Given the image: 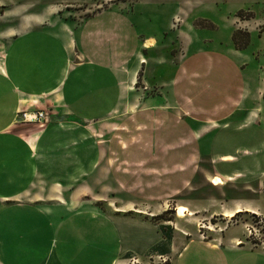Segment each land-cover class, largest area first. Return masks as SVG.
Instances as JSON below:
<instances>
[{
	"label": "crops",
	"instance_id": "crops-1",
	"mask_svg": "<svg viewBox=\"0 0 264 264\" xmlns=\"http://www.w3.org/2000/svg\"><path fill=\"white\" fill-rule=\"evenodd\" d=\"M141 2L109 1L70 37L37 26L6 44L0 58V264H129L164 244L150 218L169 200L193 209L191 216L199 219L204 207L197 200L185 203L183 195L225 183L251 196L262 186L264 156L257 146L210 153L218 143L264 135V80L255 86L243 70L252 60L231 43L207 46L210 40L193 35L177 17L180 9L162 24L161 15L156 21L155 15L124 8ZM40 18L32 15L34 23ZM247 25L234 23L249 31ZM172 48L175 56H168ZM144 51L150 56L144 58ZM159 60L172 64L163 66L168 76L160 92L136 93L132 111L122 114L131 120V137L106 139L97 147L92 126L124 107L121 74L129 72L134 84L139 74L159 69ZM237 68L242 76L232 74ZM208 82L216 91H206ZM23 109L42 110L47 120L19 124L15 114ZM258 145L263 150L264 140ZM210 177L222 185L210 184ZM97 178L101 190H116L132 207L116 211L122 213L117 217L82 205L81 199L94 194ZM59 195L75 207L68 211ZM213 202L222 217L259 211L249 200ZM137 204L142 213L134 212ZM176 245L167 243L158 255L169 264H264V253L232 235L219 245L199 238Z\"/></svg>",
	"mask_w": 264,
	"mask_h": 264
},
{
	"label": "rangeland",
	"instance_id": "rangeland-1",
	"mask_svg": "<svg viewBox=\"0 0 264 264\" xmlns=\"http://www.w3.org/2000/svg\"><path fill=\"white\" fill-rule=\"evenodd\" d=\"M109 1L113 0H0V58L4 53L6 44L13 35L38 26L47 28L56 34L70 37L87 16L104 8ZM115 1L126 2L127 0ZM150 2H152V6L148 7ZM124 8L129 11L141 12L146 17L151 14L155 15L156 21L161 15L162 24L170 21V15L180 9L177 17L186 20V23L193 29V35L201 40H210L211 42H208L207 46L222 44L221 47L225 48V44L231 43L235 49L242 51L244 58L252 60V64H249L243 70H246L245 75L252 79L253 85H257V80H264V0H143L141 3H133L130 6L126 4ZM160 9H162V12L159 13ZM164 11L165 13H163ZM34 14L41 15L40 23H34L32 20V15ZM156 21L153 19L152 22ZM235 22H247L249 31L244 26L237 28L234 26ZM145 23L146 26H155L154 24H149L148 20H145ZM234 27H236L235 30ZM237 31L240 32L237 35L239 45L243 44V33L246 32L248 34L246 45L242 48H237L232 39L233 34ZM171 37L174 38L173 32ZM174 51L175 49L172 48L167 50L166 53L168 56H175ZM142 55L144 58L150 56L147 51H144ZM151 56L153 58L155 55L152 54ZM159 61V69H155L153 74H147L148 76L146 75L143 78L139 74V78L134 84H131L129 80V72L128 74L124 71L121 74L124 107L121 111L111 114L104 123L92 126V138L97 140V147L103 145L106 139L115 141L117 139L122 140L124 135L131 137V127L128 125L131 120L122 114L132 111L133 107L128 106L135 102L136 93L141 92L143 97L156 95L160 92L158 85L166 80L168 76L163 66L169 63L162 60ZM206 70L207 68L205 67L204 71ZM233 73L238 77L242 76L240 68H237V71L234 70ZM198 86L200 87L199 84ZM214 90L216 91L212 82H208L206 91L212 93ZM191 94H189V98L195 104L198 103L199 101L196 97ZM211 107V104H208L207 108L211 109ZM261 140H264V135L257 132L252 137L231 139L225 143H218L215 147L213 145L210 148V153L231 151L235 147L248 146L249 148H254L257 146L256 148L261 153L258 156L263 157L264 148L261 150L260 145H258ZM212 168L218 170L220 167L213 166ZM206 185L196 193L192 192L182 196L185 203L188 204L197 200L196 203L204 207L203 210L199 211L201 215L199 219L191 216L192 213L190 211L193 209H190V211L186 209V216L178 218L175 211L176 206H178L176 205L178 202L176 200H169L164 211L151 216L150 220L162 227L161 233H163L162 236L164 235V242H161V244H164L161 247H166L167 243L175 241L177 248H180L192 238H199L210 244L219 245L223 243L226 235H232L240 238L248 249L264 253V182L258 191L253 192L254 194H251V196L243 194V192L235 193V190L230 191L225 183L224 186L221 184V187L216 186L218 188L215 189H211L208 184ZM43 190L44 187L37 188V191ZM92 190L94 192L92 196H87L79 201L82 205L93 206L103 214L117 217L121 216L122 213L116 211H125L132 207L131 203L120 196L116 190L110 187L101 190L100 179L98 178L93 181ZM101 191L103 193L99 195ZM100 197L102 200H99ZM58 198L65 204L67 203L65 197L62 199L61 195H59ZM227 198L252 201L258 206L259 211L250 213L248 210H240L241 213H235L231 218L225 217L224 214L227 213L225 212L223 213L225 218H223L219 215L221 213L220 206L216 205L213 200L223 201ZM65 207L69 211L75 206L66 204ZM138 208L142 209V205H135L134 209L136 210L134 212L142 213L140 211L143 210L138 211ZM150 213L154 214L155 211L152 210ZM248 231H250V234H248ZM175 233L180 235L181 233H186L187 236L180 238ZM161 247L159 243L154 248L156 253H151L152 255H145L140 259L131 257L129 264H131L132 258L138 259L140 264H154L161 261V259H165V264H169V259L166 256L158 255V251H162L164 248ZM164 249L166 250V248Z\"/></svg>",
	"mask_w": 264,
	"mask_h": 264
},
{
	"label": "built area",
	"instance_id": "built-area-1",
	"mask_svg": "<svg viewBox=\"0 0 264 264\" xmlns=\"http://www.w3.org/2000/svg\"><path fill=\"white\" fill-rule=\"evenodd\" d=\"M46 120L47 117L45 116L43 111L39 109L17 110L15 114V121L19 124H41L44 123ZM248 234H250V231H248ZM165 263L166 260L161 259V261H158V263H154V264H165ZM131 264H140V262L138 261V259L132 258Z\"/></svg>",
	"mask_w": 264,
	"mask_h": 264
},
{
	"label": "bare ground",
	"instance_id": "bare-ground-1",
	"mask_svg": "<svg viewBox=\"0 0 264 264\" xmlns=\"http://www.w3.org/2000/svg\"><path fill=\"white\" fill-rule=\"evenodd\" d=\"M209 183L210 184H212V185H221L223 182L219 179V178H217V177H210L209 178ZM238 210V209H237ZM236 210V211H237ZM175 211H176V216L178 217V218H183V217H185L186 216V209L184 208V207H181V206H177L176 208H175ZM235 211V212H236ZM238 212H240V210H238ZM188 215H189V213H188ZM225 217H227V218H231L233 215L232 214H229V213H227V214H225L224 215ZM210 229V228H209Z\"/></svg>",
	"mask_w": 264,
	"mask_h": 264
},
{
	"label": "trees",
	"instance_id": "trees-1",
	"mask_svg": "<svg viewBox=\"0 0 264 264\" xmlns=\"http://www.w3.org/2000/svg\"><path fill=\"white\" fill-rule=\"evenodd\" d=\"M240 32H235L232 36V39L234 41V44L237 48H242L246 45V42H247V39H248V34L246 32L243 33V36H244V41H243V44L242 45H239L238 42H237V35L239 34ZM263 102H264V94H263ZM162 216V215H161ZM159 230L162 232V227H159ZM163 234V233H162ZM164 237V235H163Z\"/></svg>",
	"mask_w": 264,
	"mask_h": 264
}]
</instances>
